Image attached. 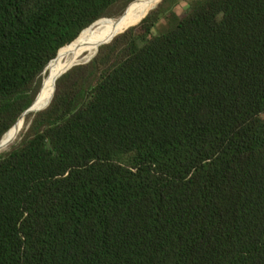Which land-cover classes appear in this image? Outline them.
I'll list each match as a JSON object with an SVG mask.
<instances>
[{
  "label": "trees",
  "instance_id": "trees-1",
  "mask_svg": "<svg viewBox=\"0 0 264 264\" xmlns=\"http://www.w3.org/2000/svg\"><path fill=\"white\" fill-rule=\"evenodd\" d=\"M135 1L0 0V141ZM99 45L0 154V264H264V0H162Z\"/></svg>",
  "mask_w": 264,
  "mask_h": 264
},
{
  "label": "bare ground",
  "instance_id": "bare-ground-1",
  "mask_svg": "<svg viewBox=\"0 0 264 264\" xmlns=\"http://www.w3.org/2000/svg\"><path fill=\"white\" fill-rule=\"evenodd\" d=\"M159 1L160 0H142L140 4L134 5L131 8L127 18L119 25H115L111 21H100L92 25L85 32L81 33V36L77 41H74L75 43L73 42L69 46L60 50L56 60L47 69L48 74L47 76L45 75V80H43V87L39 93L33 112H37L48 106L53 96L54 82L63 72L74 65L91 61L97 54L99 43L102 44L103 42L108 41L112 36L124 32L134 23H138L153 9L155 5L159 3ZM104 39L106 40L103 41ZM23 118L19 119L16 126L6 134L4 138L5 141L8 139L14 140L17 137L23 128ZM8 147L9 145L6 146L1 153L6 151Z\"/></svg>",
  "mask_w": 264,
  "mask_h": 264
},
{
  "label": "water",
  "instance_id": "water-1",
  "mask_svg": "<svg viewBox=\"0 0 264 264\" xmlns=\"http://www.w3.org/2000/svg\"><path fill=\"white\" fill-rule=\"evenodd\" d=\"M162 0H160L159 1V3L161 2ZM142 2V0H137V1H135L134 3H132L131 5H129L128 7H127V9L125 10V12L120 16V17H118V18H116V19H102V20H106V21H111V22H113L115 25H119L120 23H122L126 18H127V16L129 15V12H130V10H131V8L134 6V5H138V4H140ZM159 3L152 9V10H154L158 5H159ZM151 10V11H152ZM150 11V12H151ZM149 12V13H150ZM148 13V14H149ZM147 14V15H148ZM146 15V16H147ZM145 16V17H146ZM144 17V18H145ZM143 18V19H144ZM143 19H141L138 23H134L132 26H130L129 28H131V27H135V26H137ZM102 20H99V21H102ZM99 21H97V22H99ZM96 22V23H97ZM96 23H94V24H96ZM93 24V25H94ZM128 28V29H129ZM128 29H126L125 31H127ZM124 31V32H125ZM124 32H121V33H119V34H122V33H124ZM119 34H117V35H119ZM117 35H115L114 37H116ZM113 37V38H114ZM112 38V39H113ZM112 39L111 40H109V41H105V42H103L102 44H101V46H103V45H105V44H108V43H110L111 41H112ZM60 52V51H59ZM59 52H58V55H59ZM58 55H57V57H58ZM56 57V58H57ZM56 59H54L53 61H55ZM52 61V62H53ZM51 62V63H52ZM90 62V61H89ZM89 62H84V63H80V64H77V65H74V66H72L71 68H73V67H75V66H78V65H83V64H87V63H89ZM51 63L49 64V66L51 65ZM48 66V67H49ZM48 67H47V69H48ZM71 68H69L68 70H66L65 72H63L58 78H60L63 74H65L66 72H68ZM46 69V70H47ZM54 91H55V86H54ZM54 91H53V96H54ZM53 96H52V98H53ZM38 97H39V94L37 95V97H36V99H35V101L33 102V104L31 105V107L19 118V119H21V118H23L24 116H26V115H28V114H30V113H33V111H34V106L36 105V102H37V100H38ZM52 100V99H51ZM51 103V102H50ZM50 103L48 104V106L50 105ZM47 106V107H48ZM46 107V108H47ZM46 108H44V109H41V110H39L38 112H40V111H43V110H45ZM17 124V123H16ZM16 124L14 125V126H16ZM7 134V133H6ZM6 134L3 136V138L1 139V141H0V154H1V152L4 150V148L6 147V146H10L12 143H13V140L12 139H8L7 141H5L4 140V138H5V136H6Z\"/></svg>",
  "mask_w": 264,
  "mask_h": 264
},
{
  "label": "rangeland",
  "instance_id": "rangeland-1",
  "mask_svg": "<svg viewBox=\"0 0 264 264\" xmlns=\"http://www.w3.org/2000/svg\"><path fill=\"white\" fill-rule=\"evenodd\" d=\"M155 6H156V5H155ZM155 6H154V7H155ZM154 7H153V8H154ZM176 10H177V13H178L180 16H183V15L185 14L186 10H187V5H186L185 3H182L181 5H179V6L177 7ZM33 113H36V112H33ZM24 118H25V117H24ZM23 129H24V126H23L22 130H23ZM22 130H21V131H22ZM21 131H20V133H21ZM20 133H19V134H20ZM19 134L17 135V137L19 136ZM17 137H16V138H17ZM16 138H15V139H16ZM15 139L13 140V142L15 141Z\"/></svg>",
  "mask_w": 264,
  "mask_h": 264
}]
</instances>
